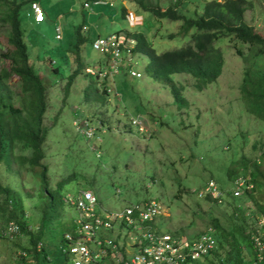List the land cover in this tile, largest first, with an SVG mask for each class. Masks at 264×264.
I'll use <instances>...</instances> for the list:
<instances>
[{
    "label": "rangeland",
    "instance_id": "1",
    "mask_svg": "<svg viewBox=\"0 0 264 264\" xmlns=\"http://www.w3.org/2000/svg\"><path fill=\"white\" fill-rule=\"evenodd\" d=\"M111 1L114 4L104 9L106 16L112 17L115 13L118 29L129 30L127 21L120 16L119 0ZM150 1L158 4L161 10L178 2ZM194 1L182 0L178 10H185L193 2L195 10L200 13L204 0H200L203 2L198 6ZM247 1L253 7L245 12L244 20L264 37V0ZM40 2L46 15L45 22L35 25L28 19L27 23L23 22L22 28L29 45L40 46L41 37H46L47 47V39L54 34L58 15L73 10L70 14L76 17V24L81 23L89 17L83 3H91L92 0ZM145 16L150 15L146 13ZM153 22L157 24L148 37L157 54L179 49L188 42L185 36L178 34L181 21L154 19ZM102 25L111 24L106 21ZM8 28L0 25V72L9 64L3 55L13 50L7 44ZM158 34L163 35L164 39L156 41L154 37ZM168 35L174 37L167 39ZM234 44L228 38L214 43L222 53L225 64L222 75L204 90L197 91L190 76L174 75L175 82L184 87L182 94L188 101V106L182 109L174 104L168 87L146 76L144 69L147 59L141 56L124 54L117 57L113 71L109 68L103 73L106 77H103L97 75L98 71L94 69L105 57L100 61L88 49L87 58L82 62L85 67L90 64L88 74L94 79L90 81L85 77L84 70L81 71L69 89V96L63 92L66 79L62 80L63 77L54 74L51 67L42 64L39 76L47 86L46 100L49 104L43 115V123L49 127L50 133L42 145L44 158L40 164L47 168L48 189L57 190L58 184L69 176L72 179L57 190L59 199L87 190L96 196L95 210L101 213L119 210L129 203L155 200L163 207L164 216L159 220V227L163 231L195 237L211 230L212 236H216L217 245L219 240L223 242L219 256L225 258V253L229 252L232 254L231 261L236 262L239 256L244 264H251L255 257L254 250L245 247L236 229L248 234L251 241L258 236L255 230L264 237V222L256 213V204H264V184L260 192L253 193L251 197L243 196L240 192L237 204H233L229 197L228 200L222 198L220 202H213L205 190L210 183L215 189H219L216 183L221 186L223 193L232 190L235 181L243 178L239 175L242 161L256 160L257 155L264 152V123L246 112L239 91L243 61L235 50L239 49L245 55L248 49L239 43L234 47ZM31 51L33 54L50 53L41 48ZM49 55L58 59L56 55ZM131 58L133 61H130ZM74 59L71 56L72 62ZM39 62L30 63L38 67ZM129 62H132L134 73H139V78L126 76L127 72L123 69L128 67ZM9 79L11 82L15 80ZM90 83L100 93L103 87L106 88L108 95L104 105L94 99L86 102L84 90ZM95 95L91 89V96ZM134 117H137L141 127L131 126L130 121ZM87 121L89 126L96 128V138H91V133H85ZM139 129L142 134L137 131ZM12 154L30 158L32 149L17 142ZM15 166L17 164L14 162L11 165L2 162L0 183L11 189L10 199L17 204V217L24 223L26 231L40 232L44 248L52 250V245L58 243L59 247L60 235L73 231L69 224L72 225L76 218L75 209L62 203L56 205L55 210L49 207L45 200L47 196H40L43 185L38 174L41 168L15 169ZM227 170L232 172L227 175ZM232 175H235L234 180L230 177ZM245 179L249 180L250 176H245ZM90 183L92 186L88 187ZM8 218L9 212L4 209L3 196L0 195V236H23L16 221ZM214 220H217L221 230H213ZM13 226L15 230H11ZM122 229L129 236V230L118 224L104 237L116 240L115 236H119ZM231 236L237 239L232 247L228 244ZM18 240L12 244L0 238V264H18L15 259L34 264L32 256L26 258L18 254L21 251L18 245L26 244V240ZM49 260L46 264H51Z\"/></svg>",
    "mask_w": 264,
    "mask_h": 264
},
{
    "label": "trees",
    "instance_id": "2",
    "mask_svg": "<svg viewBox=\"0 0 264 264\" xmlns=\"http://www.w3.org/2000/svg\"><path fill=\"white\" fill-rule=\"evenodd\" d=\"M33 1L40 2V0H0V25L9 26L7 44L13 48L11 52L3 55L9 64L6 69L2 68L0 72V166L4 161L6 165L16 163L15 169L17 167L41 168L38 174L43 185L40 196L42 198L47 196L45 198L47 205L55 210V206L61 203L57 190L72 178L68 176V179L62 180L55 191L48 189L47 168L40 164L44 158L42 145L50 133L49 127L43 123V115L49 106L46 100L47 89L39 76L40 72L30 62H36L39 59V61L49 65L54 61L53 73L63 76L62 80L66 79L63 92L65 96H69L71 85L84 70L85 66L82 60L87 58L86 52L88 51L85 43L90 42L91 38L85 36L81 31L84 19L78 24H76L77 20L75 19L74 23L69 22L70 24L65 26L62 40H56L52 35L47 39L48 45L45 47L46 37H41V46L38 48L50 51L49 54L56 55L58 59L46 52L33 54L31 51L33 47H29L30 42L25 41L24 29L22 28L23 22L27 23L28 19L34 23L30 8ZM134 1L136 4L142 5V8L155 16L154 18L158 21L182 22L178 34L188 39L183 47L157 54L150 39L145 35L153 27L152 22H150L144 25L143 31L137 36V46L134 49V53L148 60L144 69L146 76L154 82L168 87L174 104L179 109L186 108L188 101L182 94L184 87L175 82L174 75L190 76L197 91H202L213 84L222 75L225 64L222 53L215 48L214 43L221 38H228L235 43L234 47L238 43L247 46L248 50L245 55L242 54L241 50H235L236 55L243 61L239 91L246 112L264 123V37L256 33L254 28L244 20L245 12L249 7H253L251 2L247 0H204L202 3L203 1L195 0L197 6L200 3L203 4L200 6L202 8L199 13L195 10L193 2H190L191 4L185 10L180 11L178 7L182 0H178L173 6L161 11L158 5L153 9L150 7V2L144 4L143 1L145 0ZM190 5L191 7L188 8ZM103 7L105 9L107 6ZM42 23L34 24L40 25ZM70 27L74 29L71 32L68 31ZM173 37V35H168L166 38L171 39ZM160 39H164V36L160 35ZM41 55H44L45 58ZM71 56L75 58L73 62ZM85 77L90 81L94 79L89 74H85ZM9 78H15V80L12 79L13 82H11ZM91 89L95 92V96H91ZM84 91H86L84 95L86 102L94 99L96 102H102V105L105 104L108 95L106 88L103 87L100 93L90 83ZM17 142H21L23 146L32 149L30 158L22 155L13 156V146ZM231 172V170H227V175ZM240 174L246 182L242 188L244 189L243 196L251 197L253 193L260 192L262 184H264V152L257 155L256 160H243ZM247 175L250 176L249 180L245 179ZM230 177L234 180L235 175ZM248 184L253 185L252 189H245ZM216 185L219 189L221 188L217 183ZM91 186V183L88 184V187ZM226 191V195L232 199L233 204H237L240 198L234 197L231 190ZM11 194V189L0 183V195L3 196L4 209L9 212L8 220L16 221L23 236H25L23 240H26V244H20L18 248L28 252L33 251L36 243L41 239L40 232L36 234L26 231L24 223L17 217V204L15 202H11L12 205L7 203L11 200ZM256 206V213L264 222V204H256ZM212 226L215 231L221 230L217 220L212 221ZM236 231L245 243V247L251 249V237L248 234H243L241 229H236ZM262 232L264 233V227ZM255 234L260 235L258 230H255ZM231 238L230 243H228L230 247L236 245L237 242L234 236ZM261 240L264 241V237ZM60 242H62L61 239ZM222 243L219 240L218 250L214 254L217 263L214 264H244L239 256H237L236 262L231 261L232 254L229 252L225 253V258L219 256L220 249L223 248ZM32 257L35 259L34 264H46L49 259H51V261L49 260L51 264H61L64 260L58 247L52 250L43 248L41 252L32 253Z\"/></svg>",
    "mask_w": 264,
    "mask_h": 264
},
{
    "label": "built area",
    "instance_id": "3",
    "mask_svg": "<svg viewBox=\"0 0 264 264\" xmlns=\"http://www.w3.org/2000/svg\"><path fill=\"white\" fill-rule=\"evenodd\" d=\"M34 12L37 20H41L42 16L37 5L34 6ZM136 119H133L132 123L141 127V123L138 124ZM88 132L90 133L91 130ZM235 182L231 192L234 197H238L240 192L243 194L242 188L246 182L244 179ZM212 184L210 183L205 189L206 193L213 201L220 202L225 196ZM252 186L248 184L245 189L250 190ZM63 202L73 207L77 216L73 222V231L65 234L63 244L59 247L64 257L62 264L217 263L214 254L218 250V245L216 236H212L211 230L195 237L179 236L163 231L159 227V220L164 216L163 207L155 200L129 203L119 210L104 211V213L96 212L97 198L89 191L81 190L74 196L68 195ZM118 224L129 230V236L125 229H122L118 233L119 236H115L116 240L105 238V235H109L107 231H113ZM11 230H15V227L13 226ZM0 237L4 239L6 236ZM261 239L262 236L252 238L255 257L251 264H264V241ZM92 244L94 247H91ZM35 250L40 252V245L36 246ZM18 254L28 257L26 252ZM15 261L22 264L20 260L15 259Z\"/></svg>",
    "mask_w": 264,
    "mask_h": 264
},
{
    "label": "clouds",
    "instance_id": "4",
    "mask_svg": "<svg viewBox=\"0 0 264 264\" xmlns=\"http://www.w3.org/2000/svg\"><path fill=\"white\" fill-rule=\"evenodd\" d=\"M174 1H176V0H174ZM218 1H220V0H218ZM147 2H150V7L153 8V9H155L156 5H158V4L152 3V1H150V0L143 1L144 4H146ZM175 3H177V2H174V4ZM91 4L94 6L93 9L91 8ZM113 4L114 3L111 0H92L91 3H89V2H84L83 3V9L86 12L87 16H89V17L86 18V20L84 19L81 31L84 33L85 36H90L91 41L90 42H86L85 45H86V47H88V49L90 51H92V52H94L96 54V59L100 60L103 57H105L103 59V61L100 60L101 62L94 69V70L98 71L97 75H102L103 77H106V75H104L103 73L106 70H108L109 68H111L112 71H113V67H114V63H115L114 61L116 60L117 57L123 56L124 54H128V56H130V57H133V56L138 57V56H140L139 54L134 53V49L137 46V36L139 35L140 32L143 31V28H144L145 24L152 22V25H153L152 29L157 24V23L153 22V20L155 19L154 18L155 16H153V15H151V13L145 11L142 8V5L136 4L134 0H119V4L121 6L120 16L127 21L128 27L130 28L129 30H127V29L120 30V29H118V26H117L118 17H117V15L115 13H113L112 17H109V16H106L105 12H98L97 11L98 8L103 9L102 6H107V5L112 6ZM35 5H37L38 8H39V13L42 16L41 20H37V18H36L37 16H36V14L34 12V6ZM172 6H173V4H172ZM30 8H31V12H32V17H33L34 23L39 24V23H42V22H44L46 20V15H45L44 9H43V7H42V5H41V3L39 1H33L31 3V5H30ZM72 11L73 10H69V12H66V13H63L61 15H58L57 23L55 24L54 34H53V36H54V38L56 40H59V41L62 40L63 33L65 31V26L67 24L75 22L76 17L72 16L70 14V12H72ZM161 11H164V10H161ZM146 13L148 15H150V16L149 17L145 16ZM92 18H94V20L95 19L98 20L99 18H104L105 20L109 19L108 22L111 24L110 27H113L112 25H114L115 29H113L111 31L112 33L110 32V34L106 33V34H104L102 36L101 35L102 32H98L95 35V31H94L95 30L94 29L95 25L90 22V20H92ZM100 27H102V28L99 29V31H103L102 29L105 28V25H102V26L100 25ZM71 30L73 31L74 29H71V27H70V29H68V31L71 32ZM254 31H255V29H254ZM150 32H151V30H149L148 32L145 33L146 37H148L150 35ZM91 34H93V37L91 36ZM159 34H161V33H159ZM159 34H158L157 37H154L156 41L160 39ZM148 39H150V37H148ZM96 43H98V44H96ZM40 46H41V44H40ZM40 46L29 45V47H33V48H38ZM82 48H83V46L81 47V49ZM141 57H143V56H141ZM89 58H91V57H89ZM37 61H39V59ZM130 61H133V58H131ZM54 63L55 62L52 61L51 63H49V65H46L43 61H40L39 64H41V65H39L38 67H35V66L34 67L40 72L42 64H45L46 67H51V69L54 71V68H53V66H54L53 64ZM50 64H51V66H50ZM147 64H148V60H147V63L145 64V67H146ZM90 67L91 66L89 64H86V67H84V73L85 74H88L89 70L91 69ZM93 68L94 67H92V69ZM123 71L127 72L126 76L130 77V75H132L135 78H139L140 77L139 73H136V74L134 73L132 62H129L128 63V67L126 69H123ZM144 72H145V70H144ZM51 74H52V72H51ZM114 76L116 77L115 74H114ZM113 84H114V82H113ZM45 86H46V84H45ZM115 92H116V88H115ZM135 118H137V117L131 118L130 123H131L132 127L137 128V126H135L132 123V120L135 119ZM95 129L96 128L91 127V126L88 125V121L85 123V133L89 134L88 130H91V132H90L91 133V138L97 136V134L95 132ZM137 131L142 134V131H140V129L137 130ZM91 138H89V139H91ZM221 189L222 188H220L219 190L223 193L224 189H222V190ZM85 191H87V190H85ZM226 193H223L225 198L228 197L226 195ZM65 197L60 198V202L62 204H64L65 206H67L63 202V199ZM205 199H206V197H205ZM146 200H148V199H146ZM11 202H12V200H9L7 203L11 204ZM213 202H215V201H213ZM76 216H77V212H76ZM69 226H71L73 228V223H72V225L69 224ZM19 229H20V227H19ZM67 233H71V232H64L63 233V235L61 237V241H62L61 245L63 244L64 236Z\"/></svg>",
    "mask_w": 264,
    "mask_h": 264
},
{
    "label": "crops",
    "instance_id": "5",
    "mask_svg": "<svg viewBox=\"0 0 264 264\" xmlns=\"http://www.w3.org/2000/svg\"><path fill=\"white\" fill-rule=\"evenodd\" d=\"M97 11L98 12H104V7H103V9H100V8H98L97 9ZM106 21H109V19L108 20H105L104 18H99L98 20L97 19H95V20H90V22L91 23H93L95 26H94V31H95V35L98 33V32H103L104 34H106V33H109L110 34V32L113 30V27H111V29H110V26L108 25V26H105V28H103L102 30L103 31H99V27H100V25H102V24H104ZM112 33V32H111ZM91 36L93 37V34H91ZM118 76H121V74L120 75H118ZM20 230V233L22 234V232H21V229H19ZM41 237V239H42V237L43 236H40ZM1 238V237H0ZM25 238V236H14V237H12V238H10L9 236H6L4 239L3 238H1V239H3V240H6V241H8V243L10 242V243H14V241L16 240V239H19L18 241H20V240H23ZM41 239L36 243V245H35V248H36V246H39L40 245V247H41V250L44 248V246H43V243H42V241H41ZM59 244V243H58ZM58 244L57 245H52V247L53 248H57L58 247ZM48 249V248H47ZM58 249H59V247H58ZM22 252H26L27 253V255H28V257L27 258H30V253H33L34 254V252L36 251V250H34V252H32V251H27V250H21ZM21 251H19L18 253H20ZM41 252V251H40ZM22 264H28V261H20ZM62 264V263H61Z\"/></svg>",
    "mask_w": 264,
    "mask_h": 264
}]
</instances>
